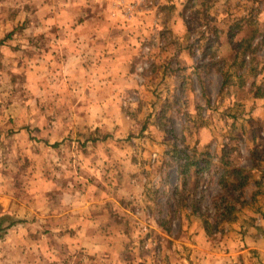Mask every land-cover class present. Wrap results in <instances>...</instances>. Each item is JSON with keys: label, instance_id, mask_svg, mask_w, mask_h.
Segmentation results:
<instances>
[{"label": "rangeland", "instance_id": "374dc122", "mask_svg": "<svg viewBox=\"0 0 264 264\" xmlns=\"http://www.w3.org/2000/svg\"><path fill=\"white\" fill-rule=\"evenodd\" d=\"M164 1L116 8L130 38L121 32L112 73L103 51L61 37L71 22L50 23L75 2L97 11L102 0H0V264H117L116 252L76 244L82 224L69 202L117 191L122 154L151 180L147 197L169 235H183L175 212H196L186 224L206 235L194 258L180 246L188 262L264 264V250L248 242L264 241V0H184L181 10ZM233 167L248 174L242 189L231 186ZM139 221L128 227L125 262L153 248ZM166 260L176 264V254Z\"/></svg>", "mask_w": 264, "mask_h": 264}, {"label": "crops", "instance_id": "0c3cea01", "mask_svg": "<svg viewBox=\"0 0 264 264\" xmlns=\"http://www.w3.org/2000/svg\"><path fill=\"white\" fill-rule=\"evenodd\" d=\"M102 1L103 3L97 11H95L96 6L93 3L88 5L83 2H75L71 5L73 12L59 15V19H51L50 23H55V21L59 22V20L62 22L61 24L71 22L73 28L61 37H68L69 41H72L73 47L78 51L80 49L83 51L85 48L88 49L90 47H93L98 53L103 51V56L99 58V61L103 59V63H106V59L110 60L111 58L112 62L109 63V67H111V72L113 73L121 70V55L119 53L122 41L121 32L126 33L127 38H130L128 31H122L120 23L123 22L119 20L116 8L122 3H128L127 0H109L108 3L107 1ZM162 2L165 4L164 0H161L160 4ZM172 4H175L181 10L184 7V0H176ZM112 5V11L107 12ZM151 9L150 12L156 18V22L164 23L158 6L156 8L155 4H153ZM178 9L177 12L180 11ZM152 11L155 13L154 15ZM105 12L107 15L103 14ZM175 18L177 20L175 23L177 26L181 25L184 32V29L186 30L184 15L177 14ZM132 22H134V19L130 22V26ZM124 27H126V24ZM96 43L98 44L97 47H95ZM111 50H113V54H109ZM107 55L108 57L106 58ZM177 56L180 57L179 61L184 64L188 60L185 52L177 51ZM99 71L100 69H98ZM207 131L204 130L201 134L205 135ZM119 132L121 134L125 131L121 129ZM118 147L120 150L126 147L128 149L127 152L132 149V146L127 147L125 145ZM122 156L123 158H120L118 163L119 172L116 177L117 191L111 194L105 192L102 194L92 193L91 195L85 196V198H74L73 201L69 202V211L72 212L73 216L77 215L81 219L82 224V227L76 232L79 234L76 236V244L80 243L81 247L86 248L90 253L107 252L110 250L111 252H116L119 255L118 258L116 257L117 264H167L166 254L168 253H171V255L176 254V264H189L190 262L181 255L183 254L184 246H180L182 244L192 246L193 252L191 258H194L195 254L203 248L199 240H202L203 235H206L205 230L200 224L196 222L195 224H186V220L184 219L186 217L187 219H198L196 212L192 209L184 211L182 208L175 212L179 214L178 219L182 223L179 228L183 235L178 237L169 235L164 228L163 222H160L159 217L156 216L157 212L154 211L150 205L151 201L147 197V187L150 186L151 180L142 174L141 169L143 168L139 167L137 161L131 160L125 154H122ZM154 182L159 184L158 179ZM136 219H139L140 223L147 219L151 233V235L149 234L147 236V240L150 242V246L153 248L155 246L157 247V252L152 248L149 254L141 257L137 252L138 248L135 247L133 251L137 253H133L131 258L125 262L124 254L121 250H125L124 242L127 243L129 240L127 232H130V230L128 227L133 226V229L136 230ZM189 221L187 220V223ZM193 232L199 234H195L194 238L190 239L185 236ZM133 236L136 237V234ZM167 238L173 240L175 243L169 241ZM136 241L135 239V244H137ZM248 242L254 245L252 247L264 250V241L257 243ZM169 244L174 249L168 248L167 245ZM176 246H179L177 251L175 249ZM156 253H158V256H156ZM190 264L194 263L191 262ZM246 264L250 263L247 261Z\"/></svg>", "mask_w": 264, "mask_h": 264}, {"label": "trees", "instance_id": "16d2710c", "mask_svg": "<svg viewBox=\"0 0 264 264\" xmlns=\"http://www.w3.org/2000/svg\"><path fill=\"white\" fill-rule=\"evenodd\" d=\"M192 1L193 0H189V3L192 2ZM194 1H197V0H194ZM207 1H214V0H205V2H207ZM203 5L204 4H202V6ZM234 35L235 34H231L230 33V39H231V41L234 39ZM55 145H57V143ZM188 168H190V165L188 166ZM203 169H204V167H198L197 172H200ZM226 172H227V175L229 174V175L233 176L234 179H235L234 183H232V185H231L232 188H234V189H237V188L242 189V188L245 187L246 184H248V181H247L248 174L242 168L233 167L231 169V171H226ZM230 206H232V205H230V203H228V205L225 208L227 211L225 210V212L223 214H221V216H223L222 217L223 220H228L229 221V220L232 219V218H230L231 217V211H232V209L230 208ZM205 224L207 226L206 228L209 229L208 228V222L207 221H205Z\"/></svg>", "mask_w": 264, "mask_h": 264}, {"label": "built area", "instance_id": "2783aa9c", "mask_svg": "<svg viewBox=\"0 0 264 264\" xmlns=\"http://www.w3.org/2000/svg\"><path fill=\"white\" fill-rule=\"evenodd\" d=\"M145 230H148V227H145Z\"/></svg>", "mask_w": 264, "mask_h": 264}]
</instances>
